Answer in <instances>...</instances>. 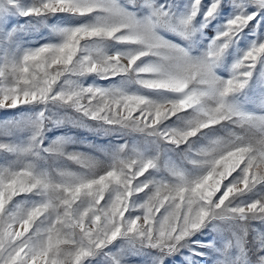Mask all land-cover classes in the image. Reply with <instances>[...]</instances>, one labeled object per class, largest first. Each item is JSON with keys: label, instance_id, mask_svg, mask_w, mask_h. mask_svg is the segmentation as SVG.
<instances>
[{"label": "snow or ice", "instance_id": "snow-or-ice-1", "mask_svg": "<svg viewBox=\"0 0 264 264\" xmlns=\"http://www.w3.org/2000/svg\"><path fill=\"white\" fill-rule=\"evenodd\" d=\"M228 2L192 0L188 13L175 17L153 0H0V110L40 106L34 117L0 121V264H128L127 255L145 248L161 253L157 264H164V257L179 254L211 221L264 222V197L233 205L264 185V114L245 111L234 99L250 87L258 64L257 83L264 90V40L253 42L226 78L215 71L229 46L264 14V0H230L236 14L199 56L161 34L186 41L202 9L201 29L227 11ZM140 9L147 14L138 17ZM58 14L92 19L71 27L53 25L54 39L21 45L22 33L47 27L44 21ZM109 41L127 50L108 54ZM92 74L105 80L126 77L140 88L171 95L157 102L77 82ZM50 105L70 109L106 131L174 147L187 144L188 163L198 171L166 165L165 176L152 178V170H159L158 155L148 157L127 143L105 152L104 161L66 151L64 138L44 146L46 124L62 123L46 117ZM180 114H189L183 127H163ZM20 134L26 136L17 139ZM198 135L208 137L207 143L193 149ZM46 157L69 161L78 170L41 167ZM140 193L144 198L137 206L134 198ZM30 196L36 199L17 201ZM118 240L127 242V250L114 249ZM235 246L240 256L232 264L241 258L249 264L243 235ZM230 247L231 241L213 249L220 255L217 264H227ZM253 255L250 264H264V240Z\"/></svg>", "mask_w": 264, "mask_h": 264}, {"label": "rangeland", "instance_id": "rangeland-1", "mask_svg": "<svg viewBox=\"0 0 264 264\" xmlns=\"http://www.w3.org/2000/svg\"><path fill=\"white\" fill-rule=\"evenodd\" d=\"M209 0H202L205 5ZM121 4L125 3V0H120ZM192 0H153V4L156 7H162V10L168 11L170 15L175 17H181L188 13L190 10ZM203 11H206V7L201 10V13L195 18L192 23V28L195 30L194 34L186 41H181L178 37L169 32H162L164 38L180 43L182 46L189 49L190 54L193 56L201 55L208 47L209 42L213 36L220 30H222L225 22L236 14L232 4L229 0L228 10L219 11L215 18L211 20L207 27H200L203 20ZM249 11V9H245ZM137 16L147 14L146 9H140L137 11ZM92 17L75 18L67 14H58L57 16L50 17L44 21L45 26H40L35 30H29L21 34L20 43L23 47H35L40 43L46 42L48 39H54L50 36V28L55 25L58 27H71L81 23L89 22ZM20 23H25L21 20ZM264 40V14L257 17L256 20L251 22V28H246L243 33L232 43L225 52L220 64L215 69L218 76L226 78L229 74V69L232 63L239 58L244 51H246L253 42L259 43ZM104 50L108 54H112L116 51H125L127 46L115 44L114 42H106ZM147 60V58H145ZM139 63V62H138ZM261 65L258 64L254 72L253 80L250 82V87L245 92L235 97V101L241 105V107L248 112L260 115L264 114V108L260 107V103L264 100V90L261 89L257 83L259 77ZM78 83L83 86H99L104 88H120L128 93H136L144 95L154 101L164 102L170 98L171 94L164 92H155L140 88L135 83H130L126 77L116 76L110 79H100L96 75H87L79 78ZM40 111V106L25 107L22 109L3 111L0 110V121L13 120L21 115H28L34 117L37 112ZM46 117L51 121H62V123H48L46 124L45 132L43 133V144L47 146L58 137L64 138L67 143L65 150L68 152L76 151L84 153L96 160L104 161V153L110 152L115 147L127 143L129 149L136 148L148 157H156L158 155L159 170H152V178L159 179L166 175V165H176L185 169L186 171L196 174L197 169L193 168L188 163V157L190 153L187 151L189 145H181L180 147H174L166 145L162 142H153L151 138H145L138 134L125 135L116 131H106L105 128L95 122L86 121L79 118L77 114L73 113L67 108H58L55 106H49V110L46 112ZM189 114H180L179 117H173L164 122L163 127L179 128L183 127L186 118ZM207 131V130H206ZM217 135H223V133H217ZM26 134H20L17 139H23ZM208 137L200 136L192 138L191 145L193 149L204 146L207 143ZM3 155L0 154V163L3 161ZM41 167L44 168H69L72 170H78L77 166L69 161L63 159L53 160L51 158H45V161L41 162ZM148 175L147 173L145 174ZM237 174L234 173L232 180ZM143 179V177L141 178ZM228 183V181H225ZM264 197V185H257L251 192H248L242 196L237 197L233 201V205L250 203L253 200ZM144 193H140L139 197L134 198L135 203L138 206L143 202ZM35 197H19L17 201L24 200L26 203L34 201ZM163 212V210H162ZM138 212H133L132 215H137ZM242 224L246 227V234L242 233ZM243 235V246L248 250L247 260L249 264L254 259V253L260 246V242L264 240V222L257 220L251 221H231V220H214L205 226L200 232L193 234L187 240V247L181 248L180 253L164 257V264H217L220 259L218 251L213 249H223L226 244L232 242L226 254L227 264H232L240 256L239 249L235 246V240ZM211 244L212 247L208 248L207 245ZM114 249L127 250L128 245L126 241L118 240L113 246ZM203 252V257H195L193 252ZM161 253L154 249H142L139 251H132L127 255L126 259L128 264H157V261L161 257ZM245 258H241L239 264H244ZM92 264H99V261H92Z\"/></svg>", "mask_w": 264, "mask_h": 264}]
</instances>
